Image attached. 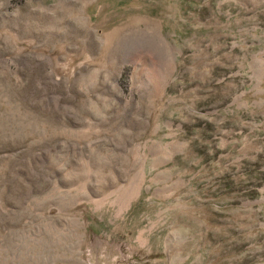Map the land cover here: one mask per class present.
<instances>
[{"label": "rangeland", "instance_id": "1", "mask_svg": "<svg viewBox=\"0 0 264 264\" xmlns=\"http://www.w3.org/2000/svg\"><path fill=\"white\" fill-rule=\"evenodd\" d=\"M0 264H264V0H0Z\"/></svg>", "mask_w": 264, "mask_h": 264}]
</instances>
